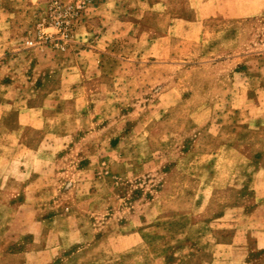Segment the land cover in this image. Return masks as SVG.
Masks as SVG:
<instances>
[{
  "label": "rangeland",
  "instance_id": "obj_1",
  "mask_svg": "<svg viewBox=\"0 0 264 264\" xmlns=\"http://www.w3.org/2000/svg\"><path fill=\"white\" fill-rule=\"evenodd\" d=\"M0 264H264V0H0Z\"/></svg>",
  "mask_w": 264,
  "mask_h": 264
},
{
  "label": "built area",
  "instance_id": "obj_2",
  "mask_svg": "<svg viewBox=\"0 0 264 264\" xmlns=\"http://www.w3.org/2000/svg\"><path fill=\"white\" fill-rule=\"evenodd\" d=\"M28 44H29V46H33V42L31 41V42H28Z\"/></svg>",
  "mask_w": 264,
  "mask_h": 264
}]
</instances>
